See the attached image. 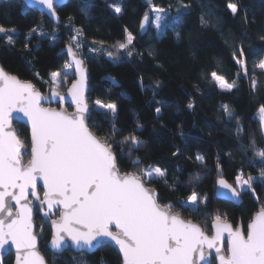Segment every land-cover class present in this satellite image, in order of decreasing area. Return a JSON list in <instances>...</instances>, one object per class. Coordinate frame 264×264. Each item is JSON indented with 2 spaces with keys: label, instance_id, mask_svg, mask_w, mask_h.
<instances>
[{
  "label": "trees",
  "instance_id": "16d2710c",
  "mask_svg": "<svg viewBox=\"0 0 264 264\" xmlns=\"http://www.w3.org/2000/svg\"><path fill=\"white\" fill-rule=\"evenodd\" d=\"M81 3L82 0H70L57 8L60 24L56 25L20 0H0V26L14 27L18 33L14 45L7 42L6 36H0L3 68L19 79L32 81L44 93L52 85L51 73L68 64L59 50L72 44L75 30H82L79 43L85 54H78L88 68L87 100L91 107L88 125L98 138L114 144L120 171L139 172L149 166L166 169L167 184L163 178L150 183L146 180V185L155 189L161 205H171L172 212L198 222L207 232L217 215L234 226L241 223L246 231L253 215L259 207H264V184L256 182L255 191H246L238 205L217 199L215 188L220 178L234 186L238 170L245 176L256 177L261 170L259 157L252 150L244 154L238 146L247 145L254 135L259 146L264 147L260 123L255 116L264 105V70L256 67L264 60V39H261L264 37V0H151V3L149 0H90L87 16L79 10ZM229 3L238 5L236 15L228 9ZM110 5L120 6L123 11L117 14ZM153 5L163 8L169 21L176 20L174 29H165L159 38L152 36L150 23L146 32L139 34L145 14L153 17ZM201 16L209 22L202 24ZM34 26L39 31L28 37L26 50L25 36ZM128 33L134 37L131 56L119 51L111 53L109 58L85 50L92 43L116 47L126 41ZM241 46L247 74L233 60V52ZM213 71L236 86L231 91L219 88L211 78ZM66 80L69 84L72 76ZM253 80L257 82L255 90ZM97 100L117 105L115 120L119 131L114 137L111 135L113 116L110 112L105 115V109L96 107ZM190 103L191 109L187 107ZM224 105L239 119L244 130L243 141L236 139L237 119L226 116ZM157 108L161 109L159 114ZM14 127L29 148L28 129L18 123ZM130 135L143 141L131 157V144L120 143ZM197 154L204 157V164L196 161ZM137 156L142 163L131 164V158ZM28 158L29 153L23 157L25 161ZM249 161L255 162L254 165ZM196 175L198 180L194 179ZM174 181L176 185L170 187ZM194 192L205 197L204 205L197 211L183 205ZM34 219L39 225L41 218L36 209ZM49 238L50 229L46 227L40 250L47 263L53 264V253L46 247ZM80 255L87 264H100L101 258L107 264H121L119 254L110 246L94 254L67 250L56 264L65 261L73 264L72 257ZM2 264H13V255L5 256Z\"/></svg>",
  "mask_w": 264,
  "mask_h": 264
},
{
  "label": "snow or ice",
  "instance_id": "6c2138e0",
  "mask_svg": "<svg viewBox=\"0 0 264 264\" xmlns=\"http://www.w3.org/2000/svg\"><path fill=\"white\" fill-rule=\"evenodd\" d=\"M26 3L42 6V10H47L52 18L59 19L56 6L63 4L64 0H26ZM110 7L117 14L123 11L120 6ZM227 7L233 15L238 13L236 3H229ZM90 8V0H82L79 10L85 16L90 14ZM152 10L155 14L152 22L160 35L167 28L174 29L176 20L169 21L161 15L165 12L163 8L153 5ZM150 19L146 13L141 21L142 29ZM208 22L201 16L202 24ZM38 31L35 26L28 31L24 44L26 50L30 42L28 37ZM75 31L73 43L66 46L78 77L68 90L76 106L72 115L62 110L41 107L40 102L44 97L32 83L21 81L0 67V250L11 243L17 250L16 264H46L45 258L37 251L38 237L33 230V211L28 201L29 194L40 200L37 190V181L40 180L44 188L43 200H40L44 217L52 214L54 206L60 211L59 219L51 222L53 264L69 247L81 253L94 254L110 242L118 246L121 264H199L200 261L210 264L206 258L205 246L215 249L219 264H264V207L251 218L246 231L242 226L234 228L231 224L222 222L221 216H215L211 225L214 234L209 236L205 228L185 221L179 213H173L171 205L161 206L155 189L146 186V180L150 183L157 178H163L167 184L166 169L149 166L141 168L139 172L121 174L118 158L113 151L114 144L107 139L98 138L87 124L86 114L90 110L84 94L86 75L83 60L77 56L79 37L83 32L79 29ZM17 35L14 27L6 29L0 26V36H6L9 44H15ZM176 35L177 38L180 37L179 32ZM133 40V35L128 33L126 43H120L119 49H126ZM128 55L131 56L132 52ZM243 57L245 52L241 46L239 51L233 52V60L247 74ZM256 67L264 70V60H260ZM71 68L72 63L65 65V79ZM60 75L59 72L51 73L53 85L58 83ZM211 78L223 90L231 91L236 86L235 82L229 83L216 71L211 73ZM252 86L255 90V80L252 81ZM153 94L155 95V91ZM55 95L57 93L53 91V96ZM96 104L106 110L105 115L108 112L112 114L111 135L114 137L119 131L115 120L117 105L104 104L100 100ZM187 107L191 109L193 105L190 103ZM222 107L226 116L237 119L236 139L243 141L244 130L239 119L227 105ZM160 111V108L156 109L157 114ZM13 112L22 113L31 126V158L26 164L23 157L28 153L22 152L25 144L11 128ZM258 113L261 140L264 141V105L260 106ZM120 143L131 144V157V153L143 141L136 135H130ZM238 147L244 154L252 150L259 157L261 170L258 177L250 174L245 176L242 170H238L235 186L223 178L217 180L218 185L227 189L235 199H239L246 191L254 192L253 185L256 182L264 184V147L259 146L254 135L250 136L247 145L241 143ZM228 155L231 156V153ZM195 159L200 164L205 162L204 157L199 154ZM130 162L133 165L142 163L138 156L131 158ZM249 163L254 165L255 162ZM219 167L218 157L217 168ZM194 179L198 180L199 175ZM175 185L176 181L170 187ZM8 198L15 201V213ZM185 203L196 205L204 201L194 192ZM44 205H47V211L44 210ZM112 225L116 231L112 230ZM225 233L227 251L222 253L220 245ZM72 261L73 264H87L83 255L72 257ZM100 264H107V261L101 258Z\"/></svg>",
  "mask_w": 264,
  "mask_h": 264
},
{
  "label": "water",
  "instance_id": "95a60500",
  "mask_svg": "<svg viewBox=\"0 0 264 264\" xmlns=\"http://www.w3.org/2000/svg\"><path fill=\"white\" fill-rule=\"evenodd\" d=\"M24 3V5L28 8H34L36 9L37 11L43 13L46 17H48L54 24L58 25L60 24V19H54L50 16V14L47 13V10H42V6H39V5H29L26 3V0H20ZM68 1L70 0H64V3L63 4H60V5H57L56 7L59 8L61 7L62 5L66 4ZM59 17V16H58ZM143 19V18H142ZM141 19V21H142ZM141 21H140V25H141ZM149 22H146L145 23V26L144 28L142 29L141 26L139 25V34L142 35L146 32L148 26H149ZM67 46V45H66ZM64 46L63 48H61L59 50V53L60 54H64L67 58V62L68 63H72V80L71 82L67 85V87L64 89V90H61V89H58L56 87H52V86H49L46 91L43 93L42 91H40L32 81H29V80H23V79H20L21 81H27V82H30L34 85L35 89L40 92L41 96L44 97V99L41 100V107L43 108H48V109H55L56 111H64L66 112L67 114L69 115H72L75 113L76 111V106L72 100V97L71 95L69 94V88H71L72 86V83L75 82L78 77L76 75V71H75V65L74 63L72 62L71 58L69 57L68 55V51H67V47ZM77 56L83 60V67H84V70H85V75H86V82H85V89H84V94H85V97H86V101H87V104L89 106V113L86 114L87 116V124H88V120H89V117H90V113H91V107L89 105V102L87 100V93H88V68L85 64V61L82 57L79 56V54L77 53ZM0 67L3 68V66L1 65L0 63ZM4 69V68H3ZM4 71H6L4 69ZM7 72V71H6ZM9 73V72H7ZM11 75H15V74H12V73H9ZM16 76V75H15ZM18 78V77H17ZM19 79V78H18ZM53 91H55L57 93V95L53 96ZM12 120H11V128L12 130H15V127H14V124L15 123H18V124H21L23 126H25L27 129H28V135H29V148H27L25 146V149H22V152L24 151H28L29 153V158L28 160L31 158L30 157V153H31V126L30 124L27 122V118L23 116L22 113H19V112H13L12 113ZM27 160V161H28ZM24 163L26 164L27 161H25L23 159ZM121 172V171H120ZM126 172H121V174H124ZM224 179V178H223ZM228 182V181H227ZM229 183V182H228ZM230 184V183H229ZM37 186H38V195L40 196V200H43V193H44V188H43V182L38 180L37 181ZM147 186V185H146ZM149 188H152L150 186H147ZM39 189L41 190V193H39ZM153 189V188H152ZM10 191H13V189H9ZM30 192V190H29ZM215 197L219 200H223V201H227V202H230V203H233V204H240V201H241V197L239 199H235L231 196V193L227 190V189H223L221 188L218 183H216V188H215ZM9 200V203L13 206V210H14V213H15V201L11 200V198H8ZM40 200H37L35 197H32L30 194L28 196V201L30 202L29 206L32 208V211H33V224H34V232L36 233L38 239H37V251L39 252V254L41 256H43L45 258V256L43 255V253L41 252L40 250V240L41 238L43 237V233H44V229L46 227H48L50 229V238L48 240V242L46 243V247L48 248V250L53 253V250L51 249L50 247V241H51V238H52V232H53V228H52V220H57L59 219L60 217V211L58 208H56V206H54L53 208V211H52V214L48 217H44V212L41 211V204H40ZM23 203V201H22ZM163 206V205H161ZM262 207H259V209L257 210V212L261 209ZM35 209L38 211V214L40 215V218H41V222L39 225H37L34 217H35ZM44 210L47 211V205H44ZM172 211V210H171ZM256 212V213H257ZM175 213V212H173ZM255 213V214H256ZM254 214V215H255ZM253 215V216H254ZM181 216V215H180ZM182 219H184L185 221H191L192 223L194 224H197L199 226H201L198 222H195L193 221L192 219H185L181 216ZM213 222V221H212ZM222 222H227L229 224H231L234 228L237 227V226H242L241 223L237 224L236 226H234L231 222H229L228 220H224L222 219ZM211 225L212 223L210 224V232H207V235L209 236H212L214 234L213 230L211 229ZM112 230L113 231H116L115 229V226L112 225ZM202 227V226H201ZM243 227V226H242ZM203 228V227H202ZM247 228V227H246ZM225 238H224V241L221 242V249H222V253H226L227 251V244H226V240H227V233L224 234ZM70 244V242H69ZM111 248H113L114 250H116V252L119 254V248L117 245H115L114 242H110L109 245ZM70 251L72 252H75V253H81L79 250H73L71 247H69ZM84 253H87V252H84ZM205 253H206V258H207V261H210V264H212L214 262V264H219V260L217 258V254L215 252V249H208L207 246H205ZM8 254H12L13 255V264H16V256H17V250L15 248L14 245H12L11 243L5 245L4 249L3 250H0V264H2L3 262V259L5 256H7ZM89 254V253H87ZM120 256V255H119ZM121 259V257H120ZM46 260V258H45ZM46 264L47 263V260H46ZM199 264H206V261H200Z\"/></svg>",
  "mask_w": 264,
  "mask_h": 264
},
{
  "label": "rangeland",
  "instance_id": "374dc122",
  "mask_svg": "<svg viewBox=\"0 0 264 264\" xmlns=\"http://www.w3.org/2000/svg\"><path fill=\"white\" fill-rule=\"evenodd\" d=\"M113 9V8H112ZM114 10V9H113ZM161 15H164V16H166V13L164 12V13H161ZM154 17H155V14H154V12H153V17L150 19V24H151V26L153 27V32H152V36H154V37H156V38H159L161 35L158 33V30H157V28H156V26H155V24L152 22V20H154ZM127 37V36H126ZM72 43H73V41H72ZM124 43H126V41L124 42ZM132 45V44H131ZM131 45H128V47L126 48V49H123V50H121V49H119V45L118 46H103V45H101V44H99V43H92V45H90V46H88L87 47V49H85L88 53H92V54H98V53H102V54H104V55H106V57H111V53H115V54H117V53H119V51L121 52L122 51V53H124V56H129L128 55V53L129 52H132V49H131ZM77 53H79L80 55L81 54H85V51H83V49H82V46L80 45V48H79V50H78V52ZM238 65V64H237ZM239 67H240V65H238ZM241 68V67H240ZM64 69H65V67L63 68V69H61L60 71H58L59 73H61V75L57 78V80H58V83L56 84V85H51L52 87H56V88H58V89H61V88H64V87H66L67 85H68V82H67V80L65 79V75H64ZM72 68H71V70L69 71V73H68V76H67V78L68 77H70V76H72ZM52 83V82H51ZM220 88V87H219ZM96 107H98L99 108V106L96 104ZM256 118L258 119V116H259V113L257 112L256 113ZM259 120V119H258ZM152 167H155V166H152ZM234 186H235V183H234ZM198 196V195H197ZM198 198L200 199V200H202V201H204V203H205V197H199L198 196ZM188 200V199H187ZM204 203H198V204H196V205H191V204H188V203H183V205L185 206V207H188V208H190V209H192V208H196V209H198V208H200V207H202L203 205H204ZM204 223H206V222H204ZM206 226V225H205ZM209 232H210V229H209Z\"/></svg>",
  "mask_w": 264,
  "mask_h": 264
}]
</instances>
